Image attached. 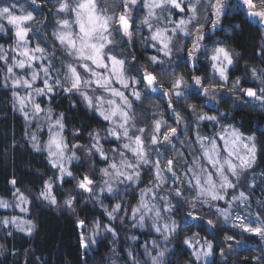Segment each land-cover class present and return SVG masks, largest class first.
<instances>
[{"label": "clouds", "instance_id": "obj_1", "mask_svg": "<svg viewBox=\"0 0 264 264\" xmlns=\"http://www.w3.org/2000/svg\"><path fill=\"white\" fill-rule=\"evenodd\" d=\"M0 264H264V0H0Z\"/></svg>", "mask_w": 264, "mask_h": 264}, {"label": "snow or ice", "instance_id": "obj_2", "mask_svg": "<svg viewBox=\"0 0 264 264\" xmlns=\"http://www.w3.org/2000/svg\"><path fill=\"white\" fill-rule=\"evenodd\" d=\"M257 232L259 231V230H256Z\"/></svg>", "mask_w": 264, "mask_h": 264}, {"label": "trees", "instance_id": "obj_3", "mask_svg": "<svg viewBox=\"0 0 264 264\" xmlns=\"http://www.w3.org/2000/svg\"><path fill=\"white\" fill-rule=\"evenodd\" d=\"M53 223H54V221H53Z\"/></svg>", "mask_w": 264, "mask_h": 264}]
</instances>
